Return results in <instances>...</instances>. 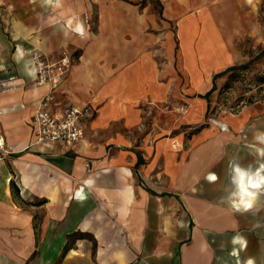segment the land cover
<instances>
[{"label": "crops", "instance_id": "1", "mask_svg": "<svg viewBox=\"0 0 264 264\" xmlns=\"http://www.w3.org/2000/svg\"><path fill=\"white\" fill-rule=\"evenodd\" d=\"M165 2L164 18L176 23V31L166 33L170 37L164 51L174 61L164 74L177 82L178 68L190 80L183 97L189 99L188 111L180 118L194 126L204 122L208 104L201 95L189 94L208 91L211 76L241 58L242 41L264 45V0ZM58 3L57 7V0L51 4L0 0V78L14 75L17 83L0 94L2 127L13 149L0 162V264H53L70 238L75 245L59 264H247L249 260L255 264L256 248L245 237L214 234L210 228L253 225V209L236 212L222 199L223 189L229 184L230 158L242 167H255L256 149L264 146L253 137L254 151L253 144L244 147L241 136L229 133V128L222 133L203 131L188 158L165 150L164 177L169 188L183 196L193 216L191 220L184 208L177 219L181 202L174 194L140 185L142 180L154 184L161 173L165 142H158L157 153L151 156L132 149L149 147L145 136L135 130L150 112L154 122H161L160 109L145 101L156 104L169 97L162 82L163 48L161 41L155 43L158 34L147 30L144 20H137L127 0ZM78 25L83 35L76 31ZM64 52L70 57L75 53L74 62L50 110L93 100L98 113L87 120L85 140L78 148L61 142L28 148L40 100L50 90L34 80L32 56L54 59ZM259 127L253 129L254 136L264 132ZM210 173L217 175L215 182L207 181ZM89 179L91 185L85 183ZM12 180L19 188L17 195ZM170 217L172 227L161 228ZM236 236L247 241L246 248L231 243ZM43 244L45 249L39 251Z\"/></svg>", "mask_w": 264, "mask_h": 264}, {"label": "rangeland", "instance_id": "2", "mask_svg": "<svg viewBox=\"0 0 264 264\" xmlns=\"http://www.w3.org/2000/svg\"><path fill=\"white\" fill-rule=\"evenodd\" d=\"M127 1L130 2V10H135L137 20H144L147 30L151 31V33L158 34L155 39V43H159V41H161L163 48L162 82L167 87V94L169 96L168 98L162 99L160 102H156V104L154 101H152V103H146L145 101V104L155 105L156 108L160 109V112L162 113L161 122H154V115L150 112L147 119H145V122L139 126V129L135 130V134L141 133L142 136L140 137H143L144 135L147 143L149 144V147H133L132 149L136 150L138 153L151 156L154 153H157L158 142L164 141L166 144L165 146H162V161L160 163L161 173L154 177V184H152L151 181L142 180L140 181V185L149 191L151 190L158 193L163 192L162 194H174L177 200L181 202L176 218H182L181 214H184L183 211L185 208L192 220V213L189 211L186 205L187 203L183 200V196L180 193H176V191L171 190L168 186L166 178L164 177V163L166 162L164 151L170 149L176 151L175 155L177 158H188V156H190L192 151L195 149L193 142L196 141V137H201L204 132L210 133V131L212 134L214 132L222 133L229 130V128V133L236 131V133L241 136V144L244 147L249 148L247 145L253 144L254 151L257 143H255L253 139V129L259 127L258 124H264V45L254 46L249 39L242 41V45L240 47L242 53L241 58L229 67L219 69L220 73H214L211 76V88L208 91L197 90L194 91V95L189 94L190 97L201 95L208 104L204 122L194 126H189L185 124L183 119L180 117L185 115L188 111L189 99L183 97L187 94V89L191 86V82L188 78L183 76V71L180 72L178 68H176L179 72V77H176L178 79L177 82L173 80L171 76L164 74L167 69L172 67V62L174 61L173 57L169 56V54L166 55V52L164 51L167 48V40L170 37V35L166 33L176 31V23L174 21L168 23L164 18L167 2H165L166 0ZM154 18L158 20L155 25ZM98 24L99 20L97 18L96 23L94 24L95 32L98 31ZM159 25H161V28ZM173 37L175 39L174 49L178 54L179 41L176 35ZM74 55L75 53H73V56L71 57V64L74 62ZM71 68L72 65L70 70ZM70 70L68 71L66 78L69 75ZM240 118H243L244 120ZM233 124L236 129L233 127ZM226 125L229 126L227 127ZM258 129H262L261 131H264V128L262 127H259ZM216 202L223 205L221 201L216 200ZM257 215L260 217L258 221L256 220ZM171 219V217L168 218L169 223L161 225V228L162 226H168V229H170L172 227L171 225H173L172 223L174 222L173 219V222H171ZM195 225L196 223L192 221V224L189 225V227L193 229ZM210 229L217 232L214 234L223 235L238 233L242 235L248 240L250 246L253 245L254 248H256L253 252L255 264H264V195H261L258 198L257 203L253 208V225L249 224L232 230L219 231L216 228ZM162 233L164 234V231H162ZM67 243L72 247L75 245V241L72 238H70ZM164 244L165 243H162L160 247H163ZM45 245L46 244H43L39 251L45 249ZM50 248L53 249L52 246H50ZM161 250L163 249L158 251ZM135 252L138 253V251ZM59 257L60 256H58L53 264L58 263Z\"/></svg>", "mask_w": 264, "mask_h": 264}, {"label": "built area", "instance_id": "3", "mask_svg": "<svg viewBox=\"0 0 264 264\" xmlns=\"http://www.w3.org/2000/svg\"><path fill=\"white\" fill-rule=\"evenodd\" d=\"M34 80L39 85L49 86V92L43 96L39 103L34 118V138L28 148L36 144L49 146L55 142L66 144L72 149L85 140L87 120L92 119L98 113V106L93 100L82 105L66 103L56 112L50 110L51 104L56 102V91L60 88L71 67V57L67 53L49 60L38 53L33 54L31 59ZM15 76L0 78V94L7 92L17 86ZM3 110L0 109V162L5 161L13 149L7 144L1 116Z\"/></svg>", "mask_w": 264, "mask_h": 264}, {"label": "clouds", "instance_id": "4", "mask_svg": "<svg viewBox=\"0 0 264 264\" xmlns=\"http://www.w3.org/2000/svg\"><path fill=\"white\" fill-rule=\"evenodd\" d=\"M45 3L51 4L52 0H45ZM56 6H59L58 0ZM76 31L80 32L81 35L84 34L82 26L78 25ZM18 53L21 56L23 55L19 48ZM254 139L259 144L264 145V132L254 136ZM256 152L258 160L255 167L253 165L242 167L235 157L229 160V184L225 185L223 189L225 194L222 199L236 212L252 210L258 198L264 195V148H257ZM206 179L209 182H215L218 177L215 173H210ZM85 183L91 185L93 181L89 179ZM77 197L83 199L79 192ZM231 243L233 245L239 244L242 249L247 247V241L239 236L233 237ZM232 254L236 255L237 253L233 251ZM247 264H253V261L249 260Z\"/></svg>", "mask_w": 264, "mask_h": 264}, {"label": "trees", "instance_id": "5", "mask_svg": "<svg viewBox=\"0 0 264 264\" xmlns=\"http://www.w3.org/2000/svg\"><path fill=\"white\" fill-rule=\"evenodd\" d=\"M227 71H228V70H227ZM11 187H12V190H13V193H14V194H16V195L19 194V188H18V186L15 184L14 180L11 181ZM71 248H72V246L68 245V243H67L66 246H65V248H64V250H63V252H62L61 258H60V260L58 261L57 264H59V263L62 261V259L66 256L67 252H68Z\"/></svg>", "mask_w": 264, "mask_h": 264}]
</instances>
